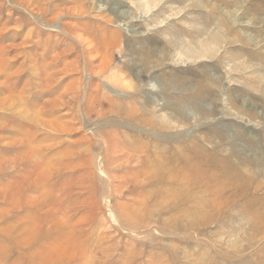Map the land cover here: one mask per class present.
<instances>
[{
  "label": "rangeland",
  "instance_id": "374dc122",
  "mask_svg": "<svg viewBox=\"0 0 264 264\" xmlns=\"http://www.w3.org/2000/svg\"><path fill=\"white\" fill-rule=\"evenodd\" d=\"M0 264H264V0H0Z\"/></svg>",
  "mask_w": 264,
  "mask_h": 264
},
{
  "label": "bare ground",
  "instance_id": "6f19581e",
  "mask_svg": "<svg viewBox=\"0 0 264 264\" xmlns=\"http://www.w3.org/2000/svg\"><path fill=\"white\" fill-rule=\"evenodd\" d=\"M234 172H235V171H234ZM225 174H226V173H225ZM234 175L237 176V177H233L234 179L232 178V179L234 180V182L237 181V180H241V181L243 180V182L247 181V180H246V177H245L244 175H239V174H237V173L234 174ZM226 176H228V174H226ZM244 185H246V184H244ZM249 185H250V184H249ZM249 185H248V186H249ZM242 189H243V188H242ZM255 201H256V200H255ZM257 203H258V202H257ZM254 204H255V203H254Z\"/></svg>",
  "mask_w": 264,
  "mask_h": 264
}]
</instances>
